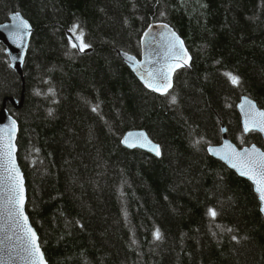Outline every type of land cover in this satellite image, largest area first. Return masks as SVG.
I'll list each match as a JSON object with an SVG mask.
<instances>
[{"label":"trees","instance_id":"trees-1","mask_svg":"<svg viewBox=\"0 0 264 264\" xmlns=\"http://www.w3.org/2000/svg\"><path fill=\"white\" fill-rule=\"evenodd\" d=\"M15 12L34 33L23 106L8 109L49 264H264L258 195L207 150L223 126L239 147L264 148L238 110L244 96L264 109V0H0V24ZM153 23L173 26L192 54L167 95L119 55L140 57ZM23 89L0 42V108ZM130 130H146L162 156L125 147Z\"/></svg>","mask_w":264,"mask_h":264},{"label":"water","instance_id":"water-1","mask_svg":"<svg viewBox=\"0 0 264 264\" xmlns=\"http://www.w3.org/2000/svg\"><path fill=\"white\" fill-rule=\"evenodd\" d=\"M17 13L19 16L17 17ZM26 25L25 26V23ZM34 33L32 23L21 13L15 12L10 16L9 21L0 24V42L5 46L12 68L20 75L23 83V93L20 99L15 97H7L3 101L0 108V152L4 151V146L10 141L12 147V164L15 166V171H5V166L11 168L12 165L7 163V158L0 159V264H33V257L29 255L31 249L30 239L31 233L28 232V227L35 232L38 238L37 242L40 246V251L44 255V259L49 264L45 251L41 245L40 235L34 226L30 215L27 211L28 189L25 172L19 160V133L20 124L18 120L10 113L8 104H12L19 109L23 106L25 98V74L24 65L29 51L31 39ZM69 38L76 44L77 49L84 53L88 49H81V41L71 32L68 33ZM119 55L130 70L135 74L139 81L149 90L159 94L167 95L172 91L175 83L176 73L184 68H189L192 62V54L186 44L185 39L179 32L168 23H153L143 33L141 38V56L137 57L124 51H119ZM148 73L152 75L149 76ZM143 77V79H142ZM145 80L160 86L161 90L156 91L155 88H149L145 84ZM238 110L241 115L242 126L245 129L246 121L251 122V119L256 110L264 111L263 108L252 98L248 96L242 97L238 104ZM257 119H259L257 117ZM14 122V123H13ZM258 132L264 138V132L258 130L245 131ZM222 143L208 146L209 154L224 162L229 168L234 170L240 177L248 180L254 187L258 195L257 185L248 176L240 174V167H232V163H240L239 160L231 156V149L236 152L245 154L255 146L260 151L264 148L255 144L239 147L228 135L227 128H222ZM127 141V143H125ZM122 143L129 149H141L160 158L162 156V148L148 134L146 130H130L123 139ZM159 146V155L154 150V146ZM219 153V154H217ZM228 159H225V156ZM232 161L230 163L229 161ZM18 172V175H17ZM15 176L14 181L12 177ZM19 181L22 187V205L13 206L8 203L9 198L15 201L16 196L13 195L11 189ZM8 189V191H4ZM260 210L264 216V201L259 198ZM20 208V212H17ZM27 220H24V217Z\"/></svg>","mask_w":264,"mask_h":264},{"label":"snow or ice","instance_id":"snow-or-ice-1","mask_svg":"<svg viewBox=\"0 0 264 264\" xmlns=\"http://www.w3.org/2000/svg\"><path fill=\"white\" fill-rule=\"evenodd\" d=\"M19 14L17 13V17ZM25 26L26 25V22ZM71 31H75V27L71 29ZM76 45H73L75 47ZM83 47H87V45H81V49ZM149 76H151V73H148ZM231 76V80L233 84H239V77L236 75L229 74ZM143 79V77H142ZM145 84L149 88H155L156 91H160L161 88L160 86L154 85L153 83L149 82L148 80L144 81ZM175 98L173 97V102ZM257 117L259 119H257ZM14 123V122H13ZM245 131H252V130H258L261 132H264V111H259L256 110L251 122L246 121L245 123ZM127 143V141H125ZM12 147L13 145L9 141L5 146H4V151L0 152V159L7 158V163L12 165L11 168L5 166V171H15V166L12 164ZM154 150L157 152L159 155V146H154ZM219 154V153H217ZM231 156L237 160L240 161V163H232L230 160L229 162L232 163V167H240L241 171L240 174L244 176H248L251 180L254 181V183L257 185V191L259 193V198L264 201V151H260L257 149L255 146L252 147V150L247 153V157L245 160V154L236 152L234 148L231 149ZM225 159H228L229 157L226 155L224 157ZM18 175V172H17ZM12 179L15 181L16 177L13 176ZM4 191H8V189H4ZM13 195L16 196L15 201L11 199V197L8 200V203L13 204V206L17 205H22L23 200H22V187L20 186L19 181L16 182L15 186L11 189ZM17 212L19 213L21 210L20 208L16 209ZM211 215L215 216L216 213L215 211H211ZM24 220H27V217H24ZM28 232L31 233V239H30V244H31V249L29 250V255L33 257V264H47V262L44 259L43 253L40 251V246L39 243L37 242L38 238L36 237L35 232L31 229V227H28ZM157 238H159V232L156 234Z\"/></svg>","mask_w":264,"mask_h":264},{"label":"bare ground","instance_id":"bare-ground-1","mask_svg":"<svg viewBox=\"0 0 264 264\" xmlns=\"http://www.w3.org/2000/svg\"><path fill=\"white\" fill-rule=\"evenodd\" d=\"M10 59V58H9Z\"/></svg>","mask_w":264,"mask_h":264}]
</instances>
